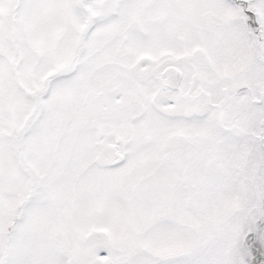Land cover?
<instances>
[{
	"label": "snow or ice",
	"instance_id": "obj_1",
	"mask_svg": "<svg viewBox=\"0 0 264 264\" xmlns=\"http://www.w3.org/2000/svg\"><path fill=\"white\" fill-rule=\"evenodd\" d=\"M0 264H264V0H0Z\"/></svg>",
	"mask_w": 264,
	"mask_h": 264
}]
</instances>
